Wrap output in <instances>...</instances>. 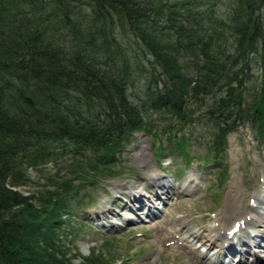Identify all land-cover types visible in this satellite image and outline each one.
I'll list each match as a JSON object with an SVG mask.
<instances>
[{
  "label": "trees",
  "instance_id": "1",
  "mask_svg": "<svg viewBox=\"0 0 264 264\" xmlns=\"http://www.w3.org/2000/svg\"><path fill=\"white\" fill-rule=\"evenodd\" d=\"M233 1L215 19L207 13L218 0H0V264H69L63 215L73 200L81 203L82 167L61 181L50 175L53 186L29 194L15 186L29 180V167L39 170L69 151L70 142L78 154L93 148L85 163L98 171L113 164L130 134L149 132L145 109L182 121L191 98L213 91L222 93L205 111L217 122L216 144L239 122L264 139V0ZM128 36L161 72L141 65ZM254 67L259 88L250 93L243 82ZM133 75L146 82L142 105L127 92ZM178 140L188 156V139ZM162 148L159 142L156 151ZM97 257L85 261L111 264Z\"/></svg>",
  "mask_w": 264,
  "mask_h": 264
},
{
  "label": "rangeland",
  "instance_id": "2",
  "mask_svg": "<svg viewBox=\"0 0 264 264\" xmlns=\"http://www.w3.org/2000/svg\"><path fill=\"white\" fill-rule=\"evenodd\" d=\"M167 1L176 3V0ZM216 4L214 13L210 15L208 12L207 15L221 19L234 1L218 0ZM226 36L225 40L222 38L223 44L229 45L231 35L226 32ZM127 38L138 51H134V55L141 65L149 70L162 71L153 62V56H147L145 46L130 36ZM135 56L132 57L135 59ZM255 68L251 78L243 82L250 88V93L259 88V69ZM193 71L189 72L192 77ZM132 78L135 84L127 89L129 98L142 105L146 82L142 76L133 75ZM221 93L216 91L214 94L213 91L203 95L205 105L200 103L201 97L191 98L190 117L182 121L172 112L145 109L144 124L151 127L149 132L143 128L130 134L123 148L116 153L113 164L97 165L98 171L85 163L91 160L89 155L93 148L86 146L78 154L75 153L77 146L71 142L69 151L58 159L44 163L39 170L28 168L29 180L15 186L26 194L44 185L53 186L50 185V175L51 180L55 176L61 181L70 173L73 177L76 166L82 167L79 174L81 178L85 177V181L76 194L81 203L73 200V211L63 215L64 256L69 264L97 263L85 261L92 252L102 262L111 264H205L204 261L215 260L216 254L210 255L218 245L223 248V260L251 261L256 254L264 259V241L259 236L250 235L247 225L245 235L241 230L235 233L244 235V238L240 235L241 240L237 238L236 246L243 248L240 241L249 243L250 251L244 254L230 253L224 248L229 242L219 239L207 251L206 257L201 258L205 253L204 245L194 236L212 233L213 226L222 221L232 228L240 213L258 217L260 222L264 219V139L258 140L246 122H239L225 135L224 142L216 144L217 122L205 108ZM169 133L173 134L172 141L168 139ZM182 135L188 139V156L176 144ZM159 142L163 148L157 152ZM212 156H217L218 161ZM62 157L68 160H62ZM163 182L172 185L168 193ZM134 189H140L142 194L138 195ZM147 210H156V215H150ZM126 215L133 220L125 219ZM78 220L85 221L83 227Z\"/></svg>",
  "mask_w": 264,
  "mask_h": 264
},
{
  "label": "bare ground",
  "instance_id": "3",
  "mask_svg": "<svg viewBox=\"0 0 264 264\" xmlns=\"http://www.w3.org/2000/svg\"><path fill=\"white\" fill-rule=\"evenodd\" d=\"M162 185L166 188L165 192L168 193L171 190V189L170 190L168 189L170 186H172L170 183H164L163 182ZM131 187H133V185ZM141 189H143V188H141ZM133 191H135V189ZM136 191L138 192V195H141L142 194V192H141L140 189H138ZM133 199H136V198H133ZM107 207H109V206H107ZM147 209L149 210L148 207H147ZM148 210H147V212H148ZM128 218L129 217L126 215L125 216V219H128ZM262 224L264 225V219L261 220V222H260L258 220V217H254L253 218L250 215H246L245 213H240V215L235 218V222L233 221V224H232L233 227L232 228L231 227H227L224 224V222L222 221V222H218V224H216L215 226H213L212 233H214V234H212V233H210V234H203L202 237H200L199 235H195L194 233H190V235L191 234L192 235L194 234V236H197L198 237L199 242H201V245L203 244L204 246H207V247H209L211 249V246H213V244L216 243L219 239H221L222 241H226L228 243V242H234V241H236L237 238L240 239L241 238L240 235L242 236V238H244V235H245L244 232H246V230H247L246 227H245V225H247V226H249L248 227L249 230H252V232H256L255 235L256 236H259V238L264 241V226H262ZM239 230H241L244 235H242L241 233L235 234ZM229 232H231V234H233V235H230ZM255 244H258V243H255ZM248 245L249 244H247V243L243 244V246H242L243 247L242 248V252H245V250L247 248H249ZM213 249L216 250L217 251V254H218V253H220V251L223 248L221 247V245H218V249H217V247H215ZM249 251H250V249H249ZM203 257H205V253H203V255L201 256V258H203ZM253 257H254V259H252V261H245V262H243L244 260L241 259V260H238L236 262L235 261H233V262L231 261V262H229V264L234 263V262H235V264L236 263L237 264H263L264 263V259L259 254H256ZM204 262H205V264H211L210 261H204Z\"/></svg>",
  "mask_w": 264,
  "mask_h": 264
}]
</instances>
